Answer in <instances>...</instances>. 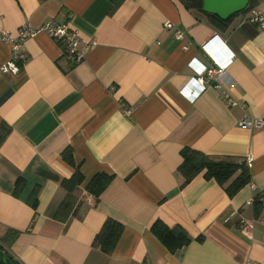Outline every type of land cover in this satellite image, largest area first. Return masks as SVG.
I'll return each instance as SVG.
<instances>
[{
    "label": "crops",
    "instance_id": "0c3cea01",
    "mask_svg": "<svg viewBox=\"0 0 264 264\" xmlns=\"http://www.w3.org/2000/svg\"><path fill=\"white\" fill-rule=\"evenodd\" d=\"M253 4L264 12V0ZM50 20L97 44L75 62L39 30L21 43L17 73L0 74V234L18 231L11 255L20 264H264L262 226L249 235L239 226L258 214L247 200L264 187V127L238 126L245 114L264 118V32L238 13L219 33L179 0H0V33ZM231 54L226 78L238 105L208 81L194 101L184 98L192 59ZM10 57L0 38V63ZM184 147L215 159L252 154L250 180L232 195L239 171L223 184L204 171L184 183ZM76 170L83 181L62 204L61 182ZM98 172L113 177L95 197L85 187ZM23 175L30 186L16 197ZM34 181L36 208L25 200ZM108 218L122 225L110 254L92 245ZM156 220L183 227L189 243L170 252L151 231Z\"/></svg>",
    "mask_w": 264,
    "mask_h": 264
},
{
    "label": "trees",
    "instance_id": "16d2710c",
    "mask_svg": "<svg viewBox=\"0 0 264 264\" xmlns=\"http://www.w3.org/2000/svg\"><path fill=\"white\" fill-rule=\"evenodd\" d=\"M189 10L196 14L205 17L207 22L219 33L227 32L230 28L231 20L234 15L227 19H221L214 14H209L202 9V0H179ZM254 7L253 0H249L247 7L241 12L242 16ZM236 15V14H235ZM2 135H0V139ZM62 158L70 164H74L71 149L67 148L62 152ZM182 163L178 171L184 176V183L189 182L198 173L204 171L206 178H214L220 184L228 181L234 174L239 171L238 175L227 186L226 190L229 195L234 194L238 189L244 186L250 180L249 167L245 161L235 160L232 158H211L210 156L197 151L195 149L184 147L181 150ZM113 175L105 172L96 173L86 184V190L95 197H98L101 192L110 183ZM83 181L82 174L76 170L70 178H65L61 182V186L66 190V198L62 204H69L71 193ZM29 185V177L23 175L19 176L14 184L13 194L16 197L22 196L24 189ZM40 183L34 181L32 187L29 189L25 197L26 202L33 208L38 204V191ZM71 204V203H70ZM72 205V204H71ZM122 225L108 218L101 226L98 233L93 239V246L99 247L103 252L110 254L121 232ZM151 231L158 239L166 246L170 252L187 245L190 238L186 230L180 225L174 227H167L163 222L156 220L151 225ZM18 231L14 229H7L0 234V249L5 255L7 264H20L10 253L9 246L14 241Z\"/></svg>",
    "mask_w": 264,
    "mask_h": 264
},
{
    "label": "built area",
    "instance_id": "2783aa9c",
    "mask_svg": "<svg viewBox=\"0 0 264 264\" xmlns=\"http://www.w3.org/2000/svg\"><path fill=\"white\" fill-rule=\"evenodd\" d=\"M245 20L255 25L258 29L264 32V12L256 7L251 8L245 15ZM164 29L172 30L173 35L177 39L183 37V32L175 28L173 23L166 21L164 23ZM39 30L45 31L51 36L70 58L75 61H81L85 55L96 46L97 42L93 39L86 40L79 35V33L71 27L69 21L57 23L53 20L43 23L40 28H33L27 25L20 27L15 35H10L6 30L1 31L0 38L7 42L11 47V57L9 60L0 63V74L5 73H17L19 65L24 61L25 57L20 52L21 43L29 38L33 37ZM234 59V55L231 54L225 57L222 61L214 62L210 60L208 64H202L192 59L189 65L194 69L195 76L192 77L187 84L180 90V93L189 101H194L198 95L205 89V82L208 81L211 86L221 90V95L224 103L227 106L238 105L237 101L232 98L228 92L229 82H227V68L231 65ZM241 109H244V105H239ZM238 126L243 129L255 130L264 127V118H254L248 115H244L239 121ZM253 156L248 154L245 159L246 165L251 166ZM256 203L258 205V214L251 221H247L244 217L239 218V226L241 231L249 235L253 228L254 222L262 226L264 232V187L249 200L247 204ZM233 215V213H232Z\"/></svg>",
    "mask_w": 264,
    "mask_h": 264
},
{
    "label": "water",
    "instance_id": "95a60500",
    "mask_svg": "<svg viewBox=\"0 0 264 264\" xmlns=\"http://www.w3.org/2000/svg\"><path fill=\"white\" fill-rule=\"evenodd\" d=\"M249 0H202L204 12L214 14L221 19L241 13L248 5ZM0 264H7L5 255L0 249Z\"/></svg>",
    "mask_w": 264,
    "mask_h": 264
},
{
    "label": "clouds",
    "instance_id": "9594fccd",
    "mask_svg": "<svg viewBox=\"0 0 264 264\" xmlns=\"http://www.w3.org/2000/svg\"><path fill=\"white\" fill-rule=\"evenodd\" d=\"M214 38H217V37L215 36ZM214 38H213V39H214ZM208 48H209V47H208ZM206 49H207V47H206Z\"/></svg>",
    "mask_w": 264,
    "mask_h": 264
}]
</instances>
